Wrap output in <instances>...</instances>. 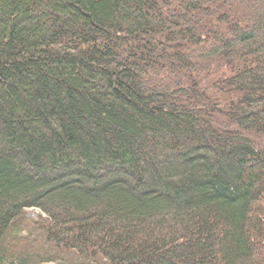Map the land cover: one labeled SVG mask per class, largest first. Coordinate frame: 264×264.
<instances>
[{"label": "trees", "instance_id": "1", "mask_svg": "<svg viewBox=\"0 0 264 264\" xmlns=\"http://www.w3.org/2000/svg\"><path fill=\"white\" fill-rule=\"evenodd\" d=\"M0 264H264V0H0Z\"/></svg>", "mask_w": 264, "mask_h": 264}, {"label": "rangeland", "instance_id": "2", "mask_svg": "<svg viewBox=\"0 0 264 264\" xmlns=\"http://www.w3.org/2000/svg\"><path fill=\"white\" fill-rule=\"evenodd\" d=\"M39 211L37 210H30V215L36 217Z\"/></svg>", "mask_w": 264, "mask_h": 264}]
</instances>
